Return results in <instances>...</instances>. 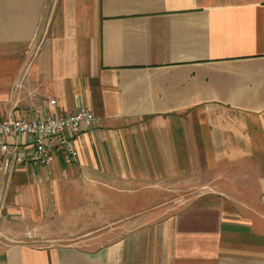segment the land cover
I'll use <instances>...</instances> for the list:
<instances>
[{
  "label": "crops",
  "instance_id": "1",
  "mask_svg": "<svg viewBox=\"0 0 264 264\" xmlns=\"http://www.w3.org/2000/svg\"><path fill=\"white\" fill-rule=\"evenodd\" d=\"M80 107L75 160L0 174V264H264V0H0V116ZM110 196L156 206L95 249L26 241Z\"/></svg>",
  "mask_w": 264,
  "mask_h": 264
},
{
  "label": "built area",
  "instance_id": "2",
  "mask_svg": "<svg viewBox=\"0 0 264 264\" xmlns=\"http://www.w3.org/2000/svg\"><path fill=\"white\" fill-rule=\"evenodd\" d=\"M55 101H50L54 105ZM99 118L86 107H80L68 115L51 112L36 113L32 118H13L0 116V174H10L16 166L35 164L48 167L57 158L71 163L78 157L74 134L91 130ZM10 137L28 138L29 142L11 146ZM31 149V154L20 152Z\"/></svg>",
  "mask_w": 264,
  "mask_h": 264
},
{
  "label": "rangeland",
  "instance_id": "3",
  "mask_svg": "<svg viewBox=\"0 0 264 264\" xmlns=\"http://www.w3.org/2000/svg\"><path fill=\"white\" fill-rule=\"evenodd\" d=\"M109 200V203L98 208V205L85 203L83 199H81L83 203H79V199H73V203L70 205L72 210L68 212L67 219L38 221L30 217L29 213L26 216L28 218H24L21 225L25 231L24 237L26 241L37 245L59 243L95 249L112 241V235H108L111 231L112 216L128 215L134 207V211L140 212L151 206H156V204H134L129 208L130 205L126 203L114 204L112 202L114 199L111 196ZM39 214L41 218H44V215L48 216L46 212L44 215L42 212ZM103 232L107 234H103Z\"/></svg>",
  "mask_w": 264,
  "mask_h": 264
}]
</instances>
